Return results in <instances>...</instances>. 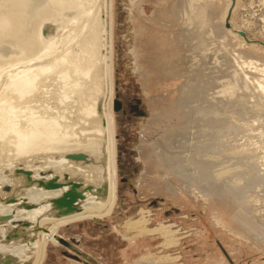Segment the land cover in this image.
Returning a JSON list of instances; mask_svg holds the SVG:
<instances>
[{
	"label": "rangeland",
	"instance_id": "rangeland-1",
	"mask_svg": "<svg viewBox=\"0 0 264 264\" xmlns=\"http://www.w3.org/2000/svg\"><path fill=\"white\" fill-rule=\"evenodd\" d=\"M209 1L216 9L200 38L181 16L195 18L204 5L210 13ZM227 1L108 0L113 202L104 216L54 223L100 264H264V46L225 30ZM230 21L264 42V0H236ZM205 106L223 121L216 131L201 119ZM9 147L0 145V166L45 155ZM170 153L184 172L172 170ZM139 217L172 233L124 225ZM73 253L45 239L38 264H92Z\"/></svg>",
	"mask_w": 264,
	"mask_h": 264
},
{
	"label": "bare ground",
	"instance_id": "bare-ground-1",
	"mask_svg": "<svg viewBox=\"0 0 264 264\" xmlns=\"http://www.w3.org/2000/svg\"><path fill=\"white\" fill-rule=\"evenodd\" d=\"M231 3L232 0L227 1L222 16L225 30L239 36L243 43L253 44V39L246 41L237 33L240 30L246 34L241 28L232 26L231 14L230 26L225 25ZM208 4L211 6V9H208L210 13L205 10L204 5V10L198 6V10L194 12L197 14L195 18L186 16L187 13L185 18L184 15L181 16L184 23L187 20L188 23L193 21L196 29L198 28L196 35L200 38L206 37L201 34V26L207 21L205 19L208 17L207 14H211L216 9L212 2L209 1ZM235 5L236 0L230 7L231 13ZM192 9L194 11L195 8ZM102 10L103 16H101ZM45 21L56 23L51 34L42 33ZM108 50V0L101 2L100 0H0L1 147L10 151L9 145L14 144L18 153L33 149V153L45 154L44 156L47 157L43 164H26L33 167L32 175L35 179L40 177L47 179L55 173L61 177V170L64 169L70 175L81 174L84 185L88 183L97 185L103 170L107 182L104 196H101L97 189L85 190L84 196L78 200L79 210L59 217L39 218L37 215L46 214L45 212L51 208L48 199L59 195L67 186L44 189L35 183L20 193L16 191L17 202L0 203V215L13 211V218L0 224V234H5L11 225L10 221L20 219H27L32 224L36 221L39 230L35 231L36 239L30 242L10 244L0 241L1 254L9 253L16 256L19 261L29 259L30 264H38L42 242L45 239L57 241L59 234L55 222H63L86 214L104 216L109 212L113 202V171L110 124L106 106L109 94ZM55 74L59 78V85L49 86ZM192 84L193 87H190L187 91L188 95L185 96L187 102L193 98L197 82ZM87 89L94 91L92 102L87 101ZM101 90L104 96L101 112L98 114L96 92ZM200 116L211 131H216L223 125L213 106H205ZM25 119L26 123L30 124L28 130L22 124ZM103 141L105 146L103 167L98 163L90 165L86 161H73L65 157L67 151L88 144L92 145L87 148L88 152L97 158ZM164 155L171 159L179 158L177 153ZM54 156L58 158H52ZM177 161L174 162L176 164H172V170L184 172L186 169L181 166L178 159ZM16 164L14 159L8 158V164L0 166V194L4 193L1 185L5 181L12 184L13 190L15 189L16 181L2 170L5 167L12 168ZM50 166L55 168L54 172L48 174L39 172ZM226 192L231 193L230 190ZM44 198L42 202L41 199ZM24 201L35 206L29 209L18 208V203ZM142 218L127 219L124 225L130 230L135 229L136 233H150L160 229L168 235L170 228L165 229L166 224L160 225L161 227H147L145 219Z\"/></svg>",
	"mask_w": 264,
	"mask_h": 264
},
{
	"label": "water",
	"instance_id": "water-1",
	"mask_svg": "<svg viewBox=\"0 0 264 264\" xmlns=\"http://www.w3.org/2000/svg\"><path fill=\"white\" fill-rule=\"evenodd\" d=\"M101 2V0H100ZM234 3V0H232V5ZM232 5L230 7H232ZM229 7V10L227 12L225 25L227 27L230 26L229 23V16L231 14V8ZM68 13H72V11H68ZM103 14V10L101 11V16ZM102 18V17H101ZM55 22L51 21H45L42 26V33L43 35H48L52 33V30L54 28ZM237 33L241 35L246 41H250V39L246 36V34L243 31L238 30ZM254 42L259 43L260 45L264 46V42L261 40H254ZM104 93L103 90L96 92V110L98 111V114L101 112V106H102V99H103ZM116 105L115 109L118 108L119 103L118 100H115ZM103 121V119H102ZM92 145L83 144L79 148L72 149L70 151H67L65 154L66 158H69L73 161H80V162H89L90 165H93L94 163H98V165H101L102 167L105 165V146L104 141L100 144V150H99V156L95 158L92 154H90L87 150L88 147ZM47 156H42L39 159H35L33 161V164H43L46 160ZM52 158H58V156H54ZM100 162V163H99ZM17 164L12 167H5L3 168V173L10 176L12 180H15L14 183L15 189L13 190L12 184H10L8 181H5L2 186V191H4L3 194H0V203L3 204H13L17 202V195L15 192H22L26 188L32 187L35 185V183L38 186L43 187L44 189H55V188H62L63 186H67L66 189H64L59 195L47 198L49 202L51 203V208L47 210L46 214H38L37 217H59L61 215L69 214L74 211L79 210L78 200L81 199L84 196L85 190H98V193L101 196H104L106 193V178L105 173L102 170L101 180L100 182L95 185L93 183H88L86 185L83 184V177L81 174L76 173L73 175H70L68 171L61 170L62 176L60 177L58 174H53L47 179H43V177L40 178H33V167L26 166L22 162H16ZM104 164V165H103ZM54 167H48L45 169H41L39 172L41 174L43 173H51L54 172ZM21 183L16 185L17 183ZM95 185L96 187L94 188ZM46 199V200H47ZM42 202H44V199H41ZM47 200V201H48ZM18 208H33L35 205L33 203L28 202H21L18 203ZM13 211L9 213H4L0 215V224H3L6 220H11ZM9 227L7 228L5 234H0V241L4 243H26L33 241L36 239L35 231L39 230L36 224V221L33 222V224L25 220H18V221H10ZM57 241L61 244L67 246L69 249L74 251V253L71 255L75 259L83 258L85 262L92 263V264H100L95 258L88 255L86 252H84L82 249H79L77 247V239H74L73 237H68L67 239L64 238L62 235L57 236ZM0 264H30L29 259L28 260H22L19 261V259L9 253L1 254L0 253Z\"/></svg>",
	"mask_w": 264,
	"mask_h": 264
}]
</instances>
